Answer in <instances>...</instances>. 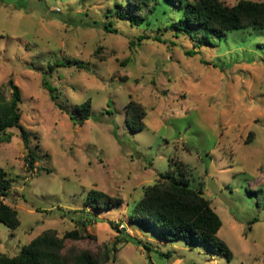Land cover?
Returning a JSON list of instances; mask_svg holds the SVG:
<instances>
[{
	"label": "rangeland",
	"instance_id": "374dc122",
	"mask_svg": "<svg viewBox=\"0 0 264 264\" xmlns=\"http://www.w3.org/2000/svg\"><path fill=\"white\" fill-rule=\"evenodd\" d=\"M117 2L124 8L116 11ZM126 3L0 0V85L11 77L20 86L35 153L31 164L18 127L0 142V167L13 180L3 200L21 221L14 230L0 222V255H17L45 230L76 229L83 238L67 249L110 250L107 264H264V28L201 42L177 34L181 12L172 0L139 11L148 14L142 24L124 16ZM57 60L65 65L51 73ZM45 80L74 115L90 98L92 116L75 123ZM131 100L145 111L138 132L126 123ZM178 163L221 217L218 234L232 259L132 221L144 188ZM91 189L121 203L93 209Z\"/></svg>",
	"mask_w": 264,
	"mask_h": 264
},
{
	"label": "trees",
	"instance_id": "16d2710c",
	"mask_svg": "<svg viewBox=\"0 0 264 264\" xmlns=\"http://www.w3.org/2000/svg\"><path fill=\"white\" fill-rule=\"evenodd\" d=\"M156 1L127 0L128 12L124 16L129 18L132 24H142L147 18V13L153 12L156 8ZM172 1L181 12L179 19L172 24L177 34L183 33L192 38L199 37L201 42H207L204 35H211L221 40L226 31L250 27L264 28V1L240 0L233 5L224 0ZM116 7L119 8L116 11L124 8L120 2L116 3ZM145 9L147 13L142 17L139 11ZM102 27L107 31H116L110 24H103ZM156 39L161 38L156 36ZM187 53L191 55L193 52ZM94 56L100 58L98 53ZM63 65L64 62L57 60L49 64L48 70L52 73L56 67ZM78 66L87 69L83 63H78ZM43 85L49 91L51 99L65 110L66 108L57 102L56 89L47 80ZM22 102L21 88L13 78L10 77L5 84L0 85V142L9 140L8 130L18 127L28 151V161L33 164L35 153L30 146L31 134L21 123ZM74 110L76 115L66 109L75 123L89 119L92 116L91 99L88 98L75 106ZM77 115L81 116L80 120ZM144 115V110H139L134 101H129L126 123L131 130L138 132L144 128ZM177 166L179 170L171 165L162 174V178L144 188L143 195L130 212L132 221L156 229L160 237L165 240L184 237L187 243L207 242L213 250L225 253L232 259L233 252L218 234L222 226L221 217L212 207L209 198L204 195L203 188L192 187L190 181L183 178L186 169H181V163ZM12 182L7 171L0 167V222L14 230L21 223L19 212L3 200L9 194ZM86 202L97 210L110 209L121 203L107 193L94 189L88 192ZM81 238H83L82 234L76 229L66 231L63 235H58L55 230H45L24 244L17 255H0V264H107L109 260L114 259L110 255V250L101 254L76 245L67 249L68 241H78ZM145 246L148 248L147 245Z\"/></svg>",
	"mask_w": 264,
	"mask_h": 264
}]
</instances>
